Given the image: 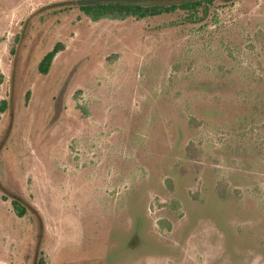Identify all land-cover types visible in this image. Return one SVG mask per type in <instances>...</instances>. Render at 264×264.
I'll return each instance as SVG.
<instances>
[{
    "label": "rangeland",
    "instance_id": "rangeland-1",
    "mask_svg": "<svg viewBox=\"0 0 264 264\" xmlns=\"http://www.w3.org/2000/svg\"><path fill=\"white\" fill-rule=\"evenodd\" d=\"M77 1L0 0V264H264V141L237 149L227 88L264 67V0L196 23Z\"/></svg>",
    "mask_w": 264,
    "mask_h": 264
},
{
    "label": "trees",
    "instance_id": "trees-1",
    "mask_svg": "<svg viewBox=\"0 0 264 264\" xmlns=\"http://www.w3.org/2000/svg\"><path fill=\"white\" fill-rule=\"evenodd\" d=\"M214 0H179L174 2H146L143 0H78L77 7L91 20L101 18L124 19L129 16L143 18L150 15H157L166 12H173L177 9L184 11V18L191 22H202L210 12ZM64 47L61 41H56L47 50L38 62V69L46 73L49 70L54 56ZM264 52V36L256 38L255 43L248 44L247 57L259 60L260 54ZM262 68V67H261ZM264 67L262 68V70ZM259 72L241 71L236 84H227L228 91H232L235 97L233 102L244 107V111L235 118L236 124L231 127L237 137V149L254 150L259 152L263 137H260V130H264V70ZM221 72L223 79L234 78L233 71L224 70ZM222 83V82H221ZM231 89V90H230ZM225 91L224 86L222 88ZM6 100H0V108L4 109ZM256 128V131L254 130ZM193 148V142L189 141L185 146L186 152ZM222 198H226L223 192H219ZM11 203L15 212L23 215L26 208L22 203L12 198ZM35 264H46L43 255H39Z\"/></svg>",
    "mask_w": 264,
    "mask_h": 264
}]
</instances>
